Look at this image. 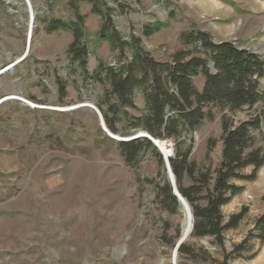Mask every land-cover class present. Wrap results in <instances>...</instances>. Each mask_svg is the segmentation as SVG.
Returning a JSON list of instances; mask_svg holds the SVG:
<instances>
[{
	"label": "rangeland",
	"instance_id": "374dc122",
	"mask_svg": "<svg viewBox=\"0 0 264 264\" xmlns=\"http://www.w3.org/2000/svg\"><path fill=\"white\" fill-rule=\"evenodd\" d=\"M70 1L30 0L32 23L25 0H0V264H220L264 213V166L255 180L237 181L244 191L222 208L225 219L247 208L239 226L225 232L223 246L213 237L191 236L185 244L199 254L208 252V260L180 254L174 259L183 214L180 206L171 213L160 202L168 182L164 156L158 150L161 162L147 149L136 165H128L97 112L85 106L97 107L109 88L92 77L99 63L115 67L127 60L99 38L103 18L92 12L91 3L76 4L85 16L89 75L83 76L67 53L72 32L45 29L50 19L75 20ZM107 5L124 38L140 37L160 62L191 49L182 41V34L191 31L208 32L216 42L232 41L264 59V0H107ZM157 21L166 26L144 36V26ZM59 79L66 85L63 100ZM200 81L197 76L195 82ZM136 104L138 109L128 110L141 116L142 91ZM206 111L213 117L179 141L161 140L171 157L177 147L182 152L191 147L197 173L214 170L221 160L224 113L213 105ZM255 116L261 127L252 134L262 145L264 100L232 115L236 124ZM139 132L118 136L130 139ZM211 138L217 144L208 158ZM229 264H264V244L251 238L243 256Z\"/></svg>",
	"mask_w": 264,
	"mask_h": 264
},
{
	"label": "trees",
	"instance_id": "16d2710c",
	"mask_svg": "<svg viewBox=\"0 0 264 264\" xmlns=\"http://www.w3.org/2000/svg\"><path fill=\"white\" fill-rule=\"evenodd\" d=\"M79 2L91 3L92 12L102 16L99 38L108 41L113 50H118L120 59L127 60L124 63L119 60L115 67L100 62L92 74L96 81L109 85L97 108L112 133L118 135L140 130L156 140L179 141L185 133L199 128L206 118L213 117L211 111H206L207 106L219 107L224 113L221 117V160L214 170L208 168L197 173L196 164L190 162L191 147L184 152L177 147L175 156L169 159L178 190L192 208V236L213 237L216 244L223 246L225 232L239 226L247 208L228 219H225L222 208L244 191L245 187L236 182L255 180L264 166V143L259 145L252 134L253 130L260 129L261 118L255 116L236 124L232 117L264 100V85L261 83L264 80V59L232 41L216 42L208 32L191 31L182 34V41L192 48L177 51L170 62H160L142 46L140 37L124 38L115 26L107 0H71L75 20L50 19L45 29L47 33L61 29L72 32L74 39L67 53L72 62L79 63L83 76L89 75L86 68L88 48L85 16L76 6ZM165 26L158 21L145 25L143 35L151 37ZM200 75L204 77L202 90L195 84V77ZM58 81L63 100L67 96L66 85L60 79ZM137 91H142L145 100V112L141 116L128 110L138 109ZM216 144V139H209L208 158ZM118 147L130 166L136 165L147 149L155 151L162 162L160 152L147 138L120 141ZM250 167L252 171L246 173ZM186 178L192 183L186 185ZM159 198L171 213L178 209L179 201L169 182L161 188ZM251 238L264 244V213L256 220L249 236L226 253L220 264H229L230 260L242 257ZM203 253L199 254L193 246L185 243L179 248L181 256L192 260L207 261L206 255L209 254ZM255 256L253 254L248 259Z\"/></svg>",
	"mask_w": 264,
	"mask_h": 264
},
{
	"label": "water",
	"instance_id": "95a60500",
	"mask_svg": "<svg viewBox=\"0 0 264 264\" xmlns=\"http://www.w3.org/2000/svg\"><path fill=\"white\" fill-rule=\"evenodd\" d=\"M28 1V0H27ZM210 67H213V64L210 65ZM85 106H89V105H85ZM89 107H91L92 109H94L98 116H99V120H100V124H101V127L103 129V131L112 139H114L115 141L117 142H120V141H127V140H132V139H139V138H147L149 140H151V142L153 143V145L159 150V146H158V142L156 139L152 138L151 135H149L147 132H144V133H137L135 136L131 137L130 139H122L120 136L117 138V137H114V133H112L106 126L105 124V121H104V118H103V115L102 113L100 112V110L94 106V105H90ZM172 152V150H171ZM168 153V155L166 156L165 160H166V163H167V168H168V182H170L171 180V186H172V189H173V194L177 197L178 201H179V206H182V205H185L189 211L191 212V215H192V219H193V223H192V232H193V227H194V216H193V213H192V208L190 206V204L187 202V200L181 195V193L179 192L178 190V187H177V182H176V177L172 171V168H171V165H170V153ZM162 153V152H161ZM186 242V238L185 237H181L174 249V253H175V258L178 256L179 254V248L182 244H184Z\"/></svg>",
	"mask_w": 264,
	"mask_h": 264
},
{
	"label": "bare ground",
	"instance_id": "6f19581e",
	"mask_svg": "<svg viewBox=\"0 0 264 264\" xmlns=\"http://www.w3.org/2000/svg\"><path fill=\"white\" fill-rule=\"evenodd\" d=\"M27 2L28 5V11L31 13V18H32V23L34 22V10L32 8V5L30 3V0H25ZM91 104H89L90 106ZM139 133H144L143 131H140ZM114 137H119L118 135H114ZM124 139V138H122ZM158 142V146H159V151L162 152V155L164 156V158H166V156L168 155L169 152H171V150L169 149L168 145L166 142L161 141V140H157ZM165 172L167 174L168 177V168H167V163L165 160ZM171 184V180L169 182ZM180 212L183 214V221H182V233H181V237H185L186 241H189L191 239L192 236V223H193V219H192V215L191 212L189 211V209L185 206L182 205L180 206ZM173 257L175 259V253L173 251Z\"/></svg>",
	"mask_w": 264,
	"mask_h": 264
},
{
	"label": "crops",
	"instance_id": "0c3cea01",
	"mask_svg": "<svg viewBox=\"0 0 264 264\" xmlns=\"http://www.w3.org/2000/svg\"><path fill=\"white\" fill-rule=\"evenodd\" d=\"M199 77V76H198ZM197 77H195V79H196ZM200 79H201V81L199 82V84H197L196 82H195V84H196V86H197V88L199 89V90H202L203 89V86H204V77H202L201 75H200Z\"/></svg>",
	"mask_w": 264,
	"mask_h": 264
}]
</instances>
